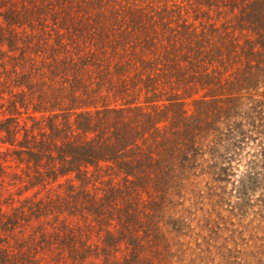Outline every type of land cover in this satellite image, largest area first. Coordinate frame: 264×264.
I'll list each match as a JSON object with an SVG mask.
<instances>
[{
	"label": "rangeland",
	"instance_id": "obj_1",
	"mask_svg": "<svg viewBox=\"0 0 264 264\" xmlns=\"http://www.w3.org/2000/svg\"><path fill=\"white\" fill-rule=\"evenodd\" d=\"M114 1L101 0L102 10L134 4ZM198 1L154 0V7L181 11L183 21L199 27L231 23V15ZM78 5V0H0V264H264V182L256 187L246 176L256 160L248 153L258 149L260 136L248 142L239 161L228 162L230 151L220 146L219 131L230 124L224 115L234 121V108L194 102L209 87L198 86L184 96V105L173 107L181 86L173 89L160 79L150 92L125 81L117 68L122 54L113 57L107 41L98 57L100 40L91 36L89 23L76 31L84 8ZM114 24L121 32L123 22ZM235 32L243 42L239 29ZM209 62L212 67L203 70L219 72L218 55ZM128 106L152 117L159 113L152 119L160 122L161 140L170 139L180 113L191 123L196 150L188 167L162 162L164 169L171 167L170 187L155 184L156 166L138 186L112 161L78 168L60 160L64 142L93 139L95 132H85L91 115ZM105 128L99 129L109 135ZM158 134L137 137L136 157L157 161ZM62 165L74 170L61 175ZM222 168H233L228 181L219 180Z\"/></svg>",
	"mask_w": 264,
	"mask_h": 264
},
{
	"label": "trees",
	"instance_id": "obj_2",
	"mask_svg": "<svg viewBox=\"0 0 264 264\" xmlns=\"http://www.w3.org/2000/svg\"><path fill=\"white\" fill-rule=\"evenodd\" d=\"M133 1L134 4L130 3L126 9H114L111 12L102 10L101 0H78V6L84 8L83 12L81 9L82 16L77 21L76 31L89 23L91 36L100 40V47L95 50L96 56L103 55L102 43L105 46L107 41L113 57L122 54L123 63L117 68L124 70L125 81L141 83L150 92L156 90L153 88L159 85L160 79L170 82L173 89L176 85L181 86L183 93L175 91L173 107L184 105L187 101L184 96H189L198 86L209 89L202 94L200 100L194 102L206 105L213 103L216 106L219 104V109L224 106L233 107L234 121H231L230 114L224 115L230 124L219 131V144L226 151H230L228 162L236 159L239 161L237 157L248 142L255 143L254 136H260L261 139H257L258 149H253L252 154L248 153L256 160L249 162L252 164L249 167L251 171L248 169L249 176L246 175L251 178L250 183L258 187L264 182V0H199V5L219 8L220 14L232 16L229 20L231 23L226 21L219 27L215 24H201L199 27L185 22L181 11L170 10L168 7L159 11L154 7V0H142V4H137V0ZM116 16L123 22L119 28L121 32L114 24L121 22ZM172 18L175 27L171 26ZM238 29L243 36V42L240 41L241 36H237L235 32ZM215 54L219 57V72L216 69L203 70L209 64L212 67V62L209 61ZM98 61L99 59L95 61L96 64ZM140 67L149 73H140ZM105 70L108 74L112 72L107 66ZM98 113L99 117L91 115L93 118L90 117L92 120L86 125V133H96L92 140L80 145L64 142L65 145L60 151L63 164L80 168L83 165H96L101 160L112 161L127 181H137L135 184L138 186L145 185L148 169L156 166L158 174L155 184L166 187H170L167 184L172 173L171 167L165 168L166 170L162 167V162L175 163L177 168L188 167V162L192 159L191 152L196 150V137L188 118L181 113L174 119L173 127L169 130L171 137L166 140L159 138L162 131L158 126L160 122L153 121L158 118L156 116L159 113L152 117L141 107L133 106L112 108ZM103 114L105 117L101 118L100 115ZM83 115H87V112L79 114ZM104 125L105 129H110L109 135H104L103 130L99 129ZM94 126L97 131H92ZM148 133L151 137L159 133L155 138L158 146V158L155 162L144 161L135 154L138 149L137 137L143 138ZM147 139L148 137L143 140ZM130 156H134V162L127 160ZM65 165H62L61 175L74 170L63 168ZM229 169H223L225 176H220V181L229 180ZM248 184L249 182L242 187H249ZM135 253L136 250L133 255Z\"/></svg>",
	"mask_w": 264,
	"mask_h": 264
}]
</instances>
